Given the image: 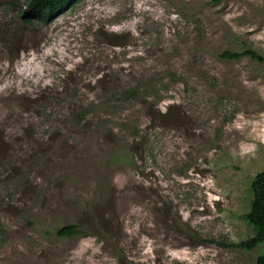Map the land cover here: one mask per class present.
<instances>
[{
	"label": "rangeland",
	"instance_id": "rangeland-1",
	"mask_svg": "<svg viewBox=\"0 0 264 264\" xmlns=\"http://www.w3.org/2000/svg\"><path fill=\"white\" fill-rule=\"evenodd\" d=\"M27 2L0 0V264H255L264 62L222 54L264 57V0Z\"/></svg>",
	"mask_w": 264,
	"mask_h": 264
},
{
	"label": "trees",
	"instance_id": "trees-1",
	"mask_svg": "<svg viewBox=\"0 0 264 264\" xmlns=\"http://www.w3.org/2000/svg\"><path fill=\"white\" fill-rule=\"evenodd\" d=\"M76 1L77 0H28L27 4L22 7L23 19L26 22H31L32 19H35L48 25ZM246 54L260 62H264V57L260 52L249 48L242 51L227 50L223 52L222 56L236 59ZM251 184L254 197L251 208L246 214V218L254 227L256 234L236 244L246 249L253 248L264 242V170L255 175ZM77 233H79L77 225H68L58 231V234L62 236H72ZM231 245H235V243H231ZM255 264H264V250L257 257Z\"/></svg>",
	"mask_w": 264,
	"mask_h": 264
}]
</instances>
